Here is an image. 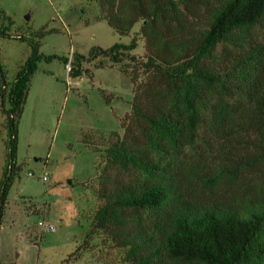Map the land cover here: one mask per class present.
Masks as SVG:
<instances>
[{"label":"trees","instance_id":"1","mask_svg":"<svg viewBox=\"0 0 264 264\" xmlns=\"http://www.w3.org/2000/svg\"><path fill=\"white\" fill-rule=\"evenodd\" d=\"M96 3L119 35L135 34L88 57L73 52L68 75L80 77L82 59L99 56L128 71L124 57L141 38L145 60L129 56L130 79L139 69L145 77L132 89L122 133L96 136L100 204L86 238L120 250L122 264H264V0ZM0 35L11 36L6 28ZM26 40L29 56L12 82L2 81L0 222L28 87L37 63L54 58Z\"/></svg>","mask_w":264,"mask_h":264},{"label":"rangeland","instance_id":"2","mask_svg":"<svg viewBox=\"0 0 264 264\" xmlns=\"http://www.w3.org/2000/svg\"><path fill=\"white\" fill-rule=\"evenodd\" d=\"M0 28L11 35H0V183L8 157L2 81L12 82L29 56L26 39L37 42L41 54L54 56L37 63L18 122L17 173L0 222L1 262L122 264L120 250L99 238L87 239L86 233L100 204L95 176L102 151H95L96 136L122 133L120 121L130 111L132 89L145 77L139 69L131 81L134 62L129 56L145 60L143 40L124 57L128 71L99 56L82 59L86 72L71 78L73 52L88 57L93 47L127 44L136 29L119 35L99 18L96 0H0ZM62 57L68 59L66 65ZM45 223L55 229L45 230Z\"/></svg>","mask_w":264,"mask_h":264},{"label":"built area","instance_id":"3","mask_svg":"<svg viewBox=\"0 0 264 264\" xmlns=\"http://www.w3.org/2000/svg\"><path fill=\"white\" fill-rule=\"evenodd\" d=\"M29 175H32V174L29 173ZM41 179H42L43 181L46 180V176H45V175H42V176H41ZM40 224H42V223L40 222ZM44 229H45V230H47V229H48V230H54L55 228H54V226L45 223V225H44Z\"/></svg>","mask_w":264,"mask_h":264}]
</instances>
